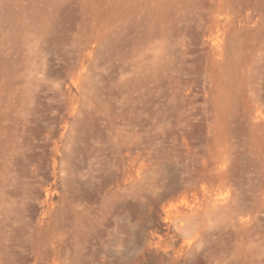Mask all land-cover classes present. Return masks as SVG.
Listing matches in <instances>:
<instances>
[{
  "label": "rangeland",
  "instance_id": "obj_1",
  "mask_svg": "<svg viewBox=\"0 0 264 264\" xmlns=\"http://www.w3.org/2000/svg\"><path fill=\"white\" fill-rule=\"evenodd\" d=\"M261 111L264 0H0V264H264Z\"/></svg>",
  "mask_w": 264,
  "mask_h": 264
},
{
  "label": "bare ground",
  "instance_id": "obj_2",
  "mask_svg": "<svg viewBox=\"0 0 264 264\" xmlns=\"http://www.w3.org/2000/svg\"><path fill=\"white\" fill-rule=\"evenodd\" d=\"M211 39L214 41V43L215 44H217V45H221L220 44V41H221V38H220V36L219 35H211ZM255 114V113H254ZM262 117L264 118V112H260V113H258V114H255L254 115V118L256 119V118H259V119H261L262 120ZM220 197L217 199L218 201H221V200H223V199H225L226 198V196H224V195H222V193H220ZM251 215V214H250ZM249 214H248V217L247 218H249V217H251ZM249 220V219H248ZM242 223H246V221H244V222H242Z\"/></svg>",
  "mask_w": 264,
  "mask_h": 264
}]
</instances>
